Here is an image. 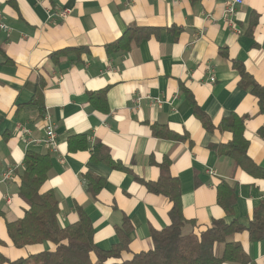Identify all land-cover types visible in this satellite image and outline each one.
<instances>
[{"label": "crops", "instance_id": "1", "mask_svg": "<svg viewBox=\"0 0 264 264\" xmlns=\"http://www.w3.org/2000/svg\"><path fill=\"white\" fill-rule=\"evenodd\" d=\"M224 1L0 0L10 26L0 28V264L55 248L49 241L18 248L7 230L28 208L19 195L27 151L51 155L42 191H54L62 226L75 223L81 208L97 246L110 250L129 220L121 260L151 250L153 232L171 223L170 200L145 186L165 162L180 184L185 234L199 235L219 218L249 225L264 199V177L215 146L233 139L220 125L235 114L245 121L251 161L264 169V115L237 68L242 63L264 85V0L238 5L239 34L224 23ZM129 27L141 34L130 49L108 51ZM38 82L45 115L29 104ZM47 117L55 149L44 141ZM157 128L172 136L156 135ZM9 168L14 176L3 181ZM89 174L105 180L96 194ZM222 180L236 192L231 215L217 201ZM229 238L243 245L249 264H264V240L247 232Z\"/></svg>", "mask_w": 264, "mask_h": 264}, {"label": "trees", "instance_id": "2", "mask_svg": "<svg viewBox=\"0 0 264 264\" xmlns=\"http://www.w3.org/2000/svg\"><path fill=\"white\" fill-rule=\"evenodd\" d=\"M139 31L138 28L129 27L121 38L107 46L108 51L130 49L133 39L141 35ZM0 54L5 55L1 46ZM237 68L241 76V85L249 88L258 99L260 111L264 115V85L259 84L246 71L242 63L238 62ZM43 89L44 84L38 82L35 94L29 102L37 106L41 115H45ZM204 124L208 129L212 127L208 119L204 120ZM220 127L231 131L233 139L226 144L215 146L216 150L220 154L231 156L238 165L264 177V169L255 165L248 155L249 142L244 136V119L233 114L224 118ZM154 133L163 137L172 136L167 129L162 130V128L155 129ZM259 133L264 136V128L260 129ZM84 147H87L86 143ZM103 159L112 160L109 153L103 156ZM51 166L50 154L26 152L23 167L19 173V195L28 204V208L22 218L7 223V230L18 248L47 241L55 244V248L29 254L10 261V264H249L252 261L243 245L238 241H230L228 238L236 233L247 232L251 241L264 240V199L254 209L248 226L239 223L236 219L228 222L224 218H219L213 219L208 229L199 235L185 234L183 227L187 219L183 214L180 184L177 178L170 175L168 164L165 162L161 165L160 177L156 181L145 182V186L150 191L164 195L170 200L171 223L164 229L153 232L151 250L135 253L130 259L121 260L120 253L129 242L127 235L131 230L129 220L125 218L119 228V242L110 250H102L97 246L93 223L81 208L78 209L79 219L75 223L62 226L54 191L51 189L42 191ZM88 177L89 190L96 194L105 180L92 174ZM217 201L226 214L233 213L236 192L226 180H222L217 187ZM220 244H223L221 249L218 247ZM93 256L96 260H93ZM113 258L117 260L110 261Z\"/></svg>", "mask_w": 264, "mask_h": 264}, {"label": "built area", "instance_id": "3", "mask_svg": "<svg viewBox=\"0 0 264 264\" xmlns=\"http://www.w3.org/2000/svg\"><path fill=\"white\" fill-rule=\"evenodd\" d=\"M243 2V0H225L223 5V19L225 25L231 29L236 34L241 33V30L238 28L237 23L234 20V16L237 11L238 5H240ZM68 11H63L59 15L62 17H65L67 15ZM0 28L4 31L9 32L10 26L6 23L4 19L3 12L0 11ZM211 80H214V77L211 78ZM158 102H161V100H158ZM48 120V117L46 118ZM24 132L28 133L29 130L23 129ZM46 143H48L52 149L56 148V132H55V125L51 123L49 120L47 121L46 126V137L44 139ZM15 170L12 168H9L4 171L2 174L3 181L11 180L14 176Z\"/></svg>", "mask_w": 264, "mask_h": 264}, {"label": "rangeland", "instance_id": "4", "mask_svg": "<svg viewBox=\"0 0 264 264\" xmlns=\"http://www.w3.org/2000/svg\"><path fill=\"white\" fill-rule=\"evenodd\" d=\"M228 239H230V238H228ZM222 245L223 244H220L218 247H219V249H221L222 248ZM218 253L220 254V252H219V250H218Z\"/></svg>", "mask_w": 264, "mask_h": 264}]
</instances>
